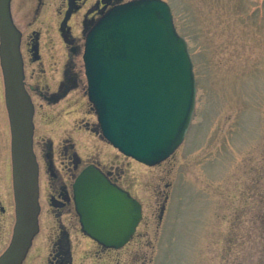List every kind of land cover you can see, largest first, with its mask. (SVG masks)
Masks as SVG:
<instances>
[{
	"label": "rangeland",
	"instance_id": "obj_1",
	"mask_svg": "<svg viewBox=\"0 0 264 264\" xmlns=\"http://www.w3.org/2000/svg\"><path fill=\"white\" fill-rule=\"evenodd\" d=\"M164 1L196 85L189 128L168 158L147 166L73 131L80 118L96 123L82 73L78 89L36 126L52 146L65 139L82 158L85 145L101 159L117 153L147 226L166 196L162 264H264V0Z\"/></svg>",
	"mask_w": 264,
	"mask_h": 264
},
{
	"label": "water",
	"instance_id": "obj_2",
	"mask_svg": "<svg viewBox=\"0 0 264 264\" xmlns=\"http://www.w3.org/2000/svg\"><path fill=\"white\" fill-rule=\"evenodd\" d=\"M0 0V67L10 130L15 220L0 264H20L37 232V164L32 104L22 83L19 32ZM87 99L103 138L147 166L168 158L189 128L196 86L187 44L163 0H135L105 11L88 29L82 54ZM82 229L107 245L124 243L137 225L136 199L87 166L73 183Z\"/></svg>",
	"mask_w": 264,
	"mask_h": 264
},
{
	"label": "flooded vegetation",
	"instance_id": "obj_3",
	"mask_svg": "<svg viewBox=\"0 0 264 264\" xmlns=\"http://www.w3.org/2000/svg\"><path fill=\"white\" fill-rule=\"evenodd\" d=\"M130 1L135 0H9L10 17L19 32L22 83L33 108L31 146L38 179V228L20 264H162L163 256H166L169 244L164 242L169 232L161 227L166 196L158 211L150 216L151 226H147L148 221L142 214L143 205L127 186L125 165H118V151L111 160H105V157H98L95 148L85 145L82 158L74 144L65 139L52 146L36 126V120L44 117L50 106L60 107L62 104L59 103L78 89L80 75H84V37L91 25L108 9ZM51 77L53 81L48 82ZM1 79L0 255L9 244L15 220L11 138ZM88 105L94 113L91 104ZM60 109L53 115L59 116ZM72 129L84 131L89 137L86 140L91 143L104 144L115 150L103 138L97 121L91 124L80 118ZM87 166L99 171L109 183L140 204L139 221L122 244L101 243L82 229L73 183Z\"/></svg>",
	"mask_w": 264,
	"mask_h": 264
}]
</instances>
